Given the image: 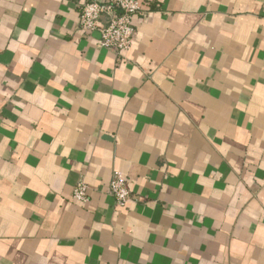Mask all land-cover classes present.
I'll return each mask as SVG.
<instances>
[{"label": "crops", "instance_id": "obj_1", "mask_svg": "<svg viewBox=\"0 0 264 264\" xmlns=\"http://www.w3.org/2000/svg\"><path fill=\"white\" fill-rule=\"evenodd\" d=\"M87 1L0 0V264H264V0Z\"/></svg>", "mask_w": 264, "mask_h": 264}, {"label": "built area", "instance_id": "obj_2", "mask_svg": "<svg viewBox=\"0 0 264 264\" xmlns=\"http://www.w3.org/2000/svg\"><path fill=\"white\" fill-rule=\"evenodd\" d=\"M140 8V0H90L80 7L78 24L88 33L97 30L100 34L99 45L121 56L130 48L134 39L133 17ZM102 17H105L103 23ZM109 193L120 206L131 197L127 179L118 170L112 173ZM71 199L79 203L88 200V186L82 179L74 185Z\"/></svg>", "mask_w": 264, "mask_h": 264}]
</instances>
